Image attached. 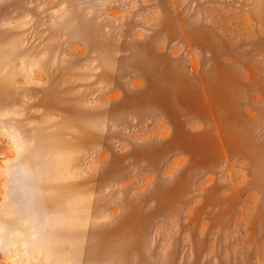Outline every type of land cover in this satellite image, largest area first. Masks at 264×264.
Returning a JSON list of instances; mask_svg holds the SVG:
<instances>
[{
    "label": "rangeland",
    "instance_id": "1",
    "mask_svg": "<svg viewBox=\"0 0 264 264\" xmlns=\"http://www.w3.org/2000/svg\"><path fill=\"white\" fill-rule=\"evenodd\" d=\"M0 264H264V0H0Z\"/></svg>",
    "mask_w": 264,
    "mask_h": 264
}]
</instances>
